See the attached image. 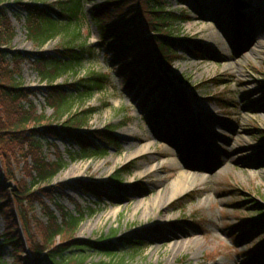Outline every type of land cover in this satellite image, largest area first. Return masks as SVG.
<instances>
[{"label":"rangeland","instance_id":"rangeland-1","mask_svg":"<svg viewBox=\"0 0 264 264\" xmlns=\"http://www.w3.org/2000/svg\"><path fill=\"white\" fill-rule=\"evenodd\" d=\"M60 1L65 0H23L54 10V4ZM164 1L167 10L184 13L190 19L172 25L179 44L169 75L170 87L162 98L163 86L155 91L130 87L124 77L129 71L122 73L119 65L126 64V55L114 61L108 40L99 36L89 19L60 31L39 49L27 39L24 14L15 6V0H5L15 30L12 51L27 56L40 52L54 55L79 32L75 45H86L89 53L79 68L61 74L53 85L72 93L69 85L80 79L105 77L102 92L82 98L74 93L71 107L65 110L71 114L95 110L78 133L84 137L110 126L114 144L103 146L104 153L81 156L75 143L53 138L37 126L45 162L60 164L61 170L50 181L33 184L31 157L8 156L3 161L1 155L0 183L10 185L13 194L24 186L31 192H56L54 200L41 197L31 206L21 203L25 231L18 215L16 218L25 243L27 236L38 242L36 221L47 223L46 207L60 222L57 204L78 220L76 241L116 246L120 238H125L143 247L112 249L110 254L85 251L82 256L78 251L67 252V261L84 258V264H264V211L260 213L256 208V203L264 207V0H243L249 8L242 11L245 18L238 25L232 0ZM83 2L88 13L104 0ZM14 13L21 20H16ZM223 28L230 31L229 39L222 38ZM195 48L201 57L194 54ZM17 81L34 91L30 100L36 114L52 120L49 124L57 130L63 129L67 116L53 120L54 112L44 97L48 83L29 63L21 65ZM175 93L186 96V113L176 110ZM131 164L133 172L123 177L119 190H106L98 198L82 192L87 184L105 187L117 171ZM181 174L194 182L193 188L172 200L177 193L174 182ZM4 229L1 216L0 235ZM24 263L36 264L31 253ZM0 264H17L9 247L0 249Z\"/></svg>","mask_w":264,"mask_h":264},{"label":"trees","instance_id":"trees-1","mask_svg":"<svg viewBox=\"0 0 264 264\" xmlns=\"http://www.w3.org/2000/svg\"><path fill=\"white\" fill-rule=\"evenodd\" d=\"M233 1L237 8L243 2V0ZM15 6L24 14L22 18L27 39L39 49L60 34V31H66L71 25H80L89 19L97 29L99 36L108 40L107 46L114 55V61L127 55L132 67L139 66L140 78L146 80L143 83L137 79L133 80L134 74L130 72L131 66L127 68L126 65L119 64L122 73L129 71L127 72L129 76L124 75V77L130 87H149L152 83L150 87L154 90L149 89L153 91L158 86H163L164 90L170 87L168 86L170 84L169 74L172 62L177 57L175 53L179 44V39L174 37L175 30L172 25L176 21L184 23L190 19L184 13L177 15L167 10L164 0H104L102 4L93 5L88 13L85 11L83 0L57 2L54 4L56 10L51 6L40 7L35 3L23 2V0H15ZM8 11L9 7L5 5V0H0V157L2 155L3 161L8 156L31 157L33 161L31 169L34 172L32 183H46L61 170L62 166L45 162L37 137L39 133L37 126L43 127L53 138L75 143L81 156L87 155L88 152L91 154L93 152V155L104 153L103 146L114 144V137L111 133L113 127L110 126L104 131L89 132L84 136L85 139L78 133L87 126L88 116L95 110H84L76 114L65 110L71 107L69 101L74 93L75 96L82 98L102 92L106 87V78L92 75L80 79L75 84L69 85L72 93L63 90L61 86L53 85V81L61 74L79 68L89 53L86 45H75L80 35L79 32L54 55L40 52L27 56L11 50L15 30L11 25ZM13 15L16 20H21L19 14L14 13ZM194 52L196 56L201 57L198 48H195ZM26 62L42 81L48 83L44 97L46 104L54 112L53 120L60 119L63 115L67 116L68 119L63 124V129L57 130L49 124L52 120L44 115L36 114L35 106L30 100L34 96V91L30 88H23L18 83L17 77H20L21 65ZM164 92L160 93L163 95ZM173 100L180 113L188 111V100L183 93L173 94ZM90 147H95V150H89ZM133 165L117 171L105 187L87 184L82 186V192L98 198L106 190H119L123 177L133 172ZM10 187V185L0 184V217L2 216L5 221V231L0 235V249L4 246L9 247L12 259L17 264H25L24 256L27 251L35 258L36 264H84V258L67 261L66 253L78 251L79 256H82L85 251L110 254L109 251L112 249L136 248L141 250L143 248L142 245L125 238H120L116 246L111 243L76 241L74 233L78 227V220L65 213L57 204L55 206L60 213V222L53 211L45 206L44 217L47 223L41 224L36 221L40 236L38 242L32 241L27 236L25 243L16 218L18 215L23 228L26 222L20 211L21 203L31 206L35 200H42L41 197L54 200L56 192L52 194L45 189L31 192L30 188L24 186L18 193L13 194L12 190H9ZM138 188L143 190L144 187L139 184ZM256 208L263 213L264 207L259 203H256ZM23 230L25 231L24 228Z\"/></svg>","mask_w":264,"mask_h":264},{"label":"bare ground","instance_id":"bare-ground-1","mask_svg":"<svg viewBox=\"0 0 264 264\" xmlns=\"http://www.w3.org/2000/svg\"><path fill=\"white\" fill-rule=\"evenodd\" d=\"M221 35H222V38H225V39H229L231 37L230 31H228V29H226V28L221 29ZM211 135H213V133H211ZM193 183L194 182L190 181L189 178H187V176H185L184 174H181V177L177 181L174 182V187H175V190L177 191V193L174 194L171 199L173 200L177 196V194H185V193L191 192V190L193 188L191 185H193ZM148 211H149V208H146L145 214H147ZM169 234H170V236H173V238H174L175 235H173L171 233H169ZM168 243H169V241H168ZM177 244L179 246L178 249L181 250L182 245L179 244L178 242H177ZM218 264H221V263H218Z\"/></svg>","mask_w":264,"mask_h":264},{"label":"water","instance_id":"water-1","mask_svg":"<svg viewBox=\"0 0 264 264\" xmlns=\"http://www.w3.org/2000/svg\"><path fill=\"white\" fill-rule=\"evenodd\" d=\"M26 254H28V252ZM26 257H27V255H26Z\"/></svg>","mask_w":264,"mask_h":264}]
</instances>
